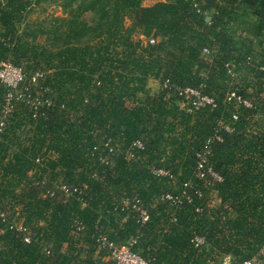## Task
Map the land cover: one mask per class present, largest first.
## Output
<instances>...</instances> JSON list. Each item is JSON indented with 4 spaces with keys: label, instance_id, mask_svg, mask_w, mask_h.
Here are the masks:
<instances>
[{
    "label": "trees",
    "instance_id": "obj_1",
    "mask_svg": "<svg viewBox=\"0 0 264 264\" xmlns=\"http://www.w3.org/2000/svg\"><path fill=\"white\" fill-rule=\"evenodd\" d=\"M77 1L60 4L64 9L72 8ZM142 1L88 0L81 10H97L101 18L88 29L94 35L89 33V38L83 40V28L69 35L65 46L57 50L38 51L27 40H16L11 51L17 64L23 57L53 69L46 83L55 90L57 102L53 108L44 109L38 119H33L27 108L15 111L2 135L0 208L4 201L22 204L29 223L43 220L44 237L52 243L54 256L46 262L37 246L25 245L7 231L1 237L0 264H70L74 246L66 254L60 250L68 240L71 219L78 216L89 226L87 240L93 245L101 205L110 206L112 195L129 196L133 192L149 207L150 221L141 226L130 218L120 228L109 217V228L113 230L109 237L123 240L138 236L134 249L151 259L150 264H222L225 257L238 264L262 257L264 72L259 66L264 58L260 62L255 59L253 43L256 40L261 45L264 57V42L237 34L230 26L232 20H237L236 3L243 0H199L202 10L211 13L207 15L197 13L192 0H164L151 6H143ZM28 5L27 0H0V30L15 32ZM138 31L150 38L140 40L135 36ZM204 47L211 50L208 58L201 54ZM4 53L1 51L0 57ZM229 68L237 76L246 72L255 78L253 84L238 87L241 95L253 98L252 108L227 100ZM150 79L201 89L215 96L216 106L190 114L174 103L175 97L167 99L163 91L141 98ZM60 104L66 109L59 111ZM28 125L32 136L19 140L17 129ZM225 125L232 130L227 131ZM215 135L221 140L211 142L209 160L222 180L214 181L209 189L196 175L195 154ZM108 137L122 148L134 139H144V155L149 161L164 164L182 185L192 183L184 189L192 202L184 199L176 209L154 204L156 197L170 191L168 183L175 180L150 174L139 161H118L119 173L105 188L92 176L103 167L91 150L98 140ZM38 153L45 156L42 172L51 171L70 183H87L96 200L79 209L74 202L62 205L48 198L39 199L36 189L24 186ZM196 189L203 191V197L194 194ZM212 189L218 202L208 208L207 192ZM198 207L202 211H196ZM172 213L176 223L171 221ZM195 235L206 239L201 249L191 242Z\"/></svg>",
    "mask_w": 264,
    "mask_h": 264
},
{
    "label": "built area",
    "instance_id": "obj_2",
    "mask_svg": "<svg viewBox=\"0 0 264 264\" xmlns=\"http://www.w3.org/2000/svg\"><path fill=\"white\" fill-rule=\"evenodd\" d=\"M193 7L196 12L201 15H207L201 8L199 0H192ZM209 17V16H207ZM154 43V39L151 40ZM13 49L9 36L0 30V52L4 51V55L0 57V140L6 129L13 121L15 111L21 108H27L32 113L33 119H38L46 108H53L57 102V95L51 85L46 83L48 74L44 69H34L27 72L21 64H15L9 57ZM203 57H210L211 50L204 47L201 51ZM250 58L248 57V60ZM259 70L264 72V64L259 66ZM230 76L228 80V89L226 98L228 101L243 105L246 108L253 107V98H247L238 92V86L234 83L237 74L231 68L228 69ZM157 80V79H153ZM159 81V80H158ZM161 90L168 98L175 97L176 103L181 109L193 114L206 106H216L215 96L204 94L201 89L193 87L182 88L168 81H159ZM87 102V100H86ZM66 109L65 104H60L58 110ZM68 111V110H67ZM73 114L70 117L73 119ZM237 119V115H233ZM29 126V125H28ZM27 126V127H28ZM30 127V126H29ZM227 131L232 128L225 125ZM30 129H32L30 127ZM32 134V133H31ZM98 135L96 131L94 133ZM220 141L218 135L211 137L206 141L203 148L198 150L196 157V175L202 179L206 188H212L214 181H221V176L214 171L210 163L211 142L213 140ZM146 149L145 140L142 138L134 139L128 147L122 148L121 144L111 137L104 140H98L92 148V154L97 158L102 170L95 171L93 178L102 182L107 187L110 179L115 178L118 173V161L123 159L126 162H140L150 172V174L165 178L171 181L175 180V175L164 164L155 161H149L147 155H144ZM11 158L14 148L9 152ZM7 160V158H6ZM45 156L41 153L34 157V166L27 173L24 186L28 185L38 191V198H48L53 202L66 205L74 202L79 209L89 207L96 200L95 193L87 183H70L61 177H55L51 171L42 172L44 167ZM161 163L163 159H161ZM109 170V173L106 171ZM191 187L189 183L184 184ZM213 190V189H212ZM215 191V190H213ZM198 197H203V191L196 189L194 192ZM187 199L192 202V197L185 192H165L154 199V204L164 203L170 208H178L183 204V200ZM214 205V204H213ZM213 205L211 207H213ZM208 207V205H207ZM210 207V208H211ZM209 208V207H208ZM196 211H202L197 208ZM99 220L95 225L93 234V245L87 240L89 234V226L78 216L71 219L69 224L68 240L63 243L60 252L68 253L71 251L74 255L70 264H96L98 259L108 258L114 264H150L151 259L146 258L135 251L138 243V236L130 235L126 239H112L109 233L113 232L109 228L110 218L115 219L118 227H123L124 223L133 218L141 226H145L151 219L149 207L144 203L141 197L133 192L129 196L112 195L110 198V206L101 205L99 208ZM0 247L2 246L1 237L7 231L14 233L25 245H35L46 262L50 261L54 256L52 243L48 242L44 237L42 230L46 223L43 220L35 219L31 223L27 221L26 213L22 204L10 203L4 201V206L0 208ZM104 220V222H102ZM172 223L177 222L174 213L171 214ZM205 237L195 235L191 242L196 249H201L205 244ZM93 248V250H92ZM234 264L230 257H225L222 264ZM238 264H253V260H245Z\"/></svg>",
    "mask_w": 264,
    "mask_h": 264
},
{
    "label": "rangeland",
    "instance_id": "obj_3",
    "mask_svg": "<svg viewBox=\"0 0 264 264\" xmlns=\"http://www.w3.org/2000/svg\"><path fill=\"white\" fill-rule=\"evenodd\" d=\"M29 2V5L27 6L26 10L24 11V15L26 14L25 18L21 21L18 28L15 30V32L10 31V33H4L9 36V41L12 44V47L14 48L16 44V40L18 37L27 40L30 42L37 50L40 49H59V47H64L66 39L69 35H72V33H78L83 28L84 31L82 33L86 34L83 37V40H87L89 37V33L91 36L94 35L91 31L88 29L92 26H94L96 23L100 22V13L95 11H84L81 10V5L83 3H87L88 0H78L72 8H66L64 9L61 6V1L65 0H27ZM78 7H80V10H78ZM82 12V13H81ZM231 24V23H230ZM135 36L139 38L142 41L148 40L150 38L147 36L145 32L138 31ZM255 46H254V52L253 56L257 61L260 62L264 57H262L263 54H260L261 45L259 43H256V40H254ZM10 59L15 63V57L13 52L9 55ZM264 60V59H263ZM25 67L27 72H32L34 69L40 68L44 69L45 72L49 76L52 75L53 69H49L48 67L45 68L43 64H37L34 60H26L25 58L21 57L18 61ZM255 79L252 74H247L246 72H242V74L236 76L235 78V84L238 87H245L247 83L253 84ZM146 93L141 95V98L146 99L147 96H156L160 93H162L161 85L158 80L150 79L148 80L146 84ZM249 91H252L251 89ZM167 99H170L166 97ZM176 105V100L174 101ZM72 114V113H71ZM74 115V114H73ZM75 117V116H72ZM30 126V125H29ZM22 126L19 129H17V132L19 135V140L24 141L28 137L32 136V130L30 127ZM55 173V172H54ZM189 185H192L191 182H187ZM170 186V191H176V192H185V185H182V183H179L177 179L175 182L168 183ZM209 197V202L207 203L208 207H211L213 204V207L217 205L218 199L216 196V192L213 190H210L207 192ZM93 250V248H92ZM262 257H257L252 259L253 264H264V249L262 250ZM223 263V262H222ZM229 264L228 262H226ZM96 264H114L110 259L103 258L98 259L96 261Z\"/></svg>",
    "mask_w": 264,
    "mask_h": 264
},
{
    "label": "crops",
    "instance_id": "obj_4",
    "mask_svg": "<svg viewBox=\"0 0 264 264\" xmlns=\"http://www.w3.org/2000/svg\"><path fill=\"white\" fill-rule=\"evenodd\" d=\"M159 1L164 0H143L142 5L151 6ZM236 5L237 20H232L230 24L233 30H236L237 34L248 38L256 37L264 42V0H243L237 2ZM235 37L238 38V36Z\"/></svg>",
    "mask_w": 264,
    "mask_h": 264
},
{
    "label": "water",
    "instance_id": "obj_5",
    "mask_svg": "<svg viewBox=\"0 0 264 264\" xmlns=\"http://www.w3.org/2000/svg\"><path fill=\"white\" fill-rule=\"evenodd\" d=\"M210 19V17H206V20L208 21Z\"/></svg>",
    "mask_w": 264,
    "mask_h": 264
}]
</instances>
